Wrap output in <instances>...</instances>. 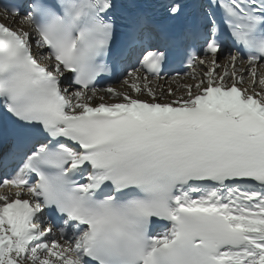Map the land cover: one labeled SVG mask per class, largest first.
Returning <instances> with one entry per match:
<instances>
[{
    "label": "snow or ice",
    "instance_id": "snow-or-ice-1",
    "mask_svg": "<svg viewBox=\"0 0 264 264\" xmlns=\"http://www.w3.org/2000/svg\"><path fill=\"white\" fill-rule=\"evenodd\" d=\"M0 264H264V0H0Z\"/></svg>",
    "mask_w": 264,
    "mask_h": 264
},
{
    "label": "bare ground",
    "instance_id": "bare-ground-1",
    "mask_svg": "<svg viewBox=\"0 0 264 264\" xmlns=\"http://www.w3.org/2000/svg\"><path fill=\"white\" fill-rule=\"evenodd\" d=\"M114 87H118V86H116V85H113ZM165 87H167V84H165Z\"/></svg>",
    "mask_w": 264,
    "mask_h": 264
},
{
    "label": "rangeland",
    "instance_id": "rangeland-1",
    "mask_svg": "<svg viewBox=\"0 0 264 264\" xmlns=\"http://www.w3.org/2000/svg\"><path fill=\"white\" fill-rule=\"evenodd\" d=\"M115 85L119 87V85H118V84H115Z\"/></svg>",
    "mask_w": 264,
    "mask_h": 264
}]
</instances>
